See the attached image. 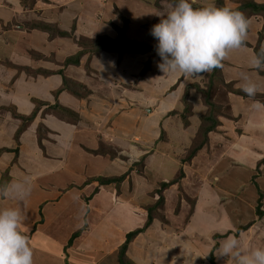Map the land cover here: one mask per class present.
I'll list each match as a JSON object with an SVG mask.
<instances>
[{
	"label": "crops",
	"instance_id": "crops-1",
	"mask_svg": "<svg viewBox=\"0 0 264 264\" xmlns=\"http://www.w3.org/2000/svg\"><path fill=\"white\" fill-rule=\"evenodd\" d=\"M224 1L226 7L236 9L243 0ZM252 1L264 5V0ZM19 2L20 0H0V72L3 73L5 77L9 75V72L4 62L8 61L17 66L20 65L35 70L37 62L30 56V53L32 50H41L43 48L48 51L46 47L49 46L47 45L49 36L46 33L35 30L27 32L23 28H18V30L10 29V25L12 26L11 23L15 20L21 22V25L28 21V19L25 21V14L21 11ZM190 2L200 7L212 4L215 5L214 0H190ZM165 4L168 5L169 8H172V5L168 2H165ZM38 6L40 7L39 3L37 4V7ZM132 8L134 11L140 8L144 10L143 13H139V11L135 13L129 9V17L131 18L135 13L134 16L137 20L139 19L144 23H149L151 26L150 30L165 16V14H160L159 10L149 9L138 0L133 1ZM10 9L12 10L11 13ZM248 20L249 29L245 47L230 52L228 57L222 62L221 71L225 83L233 85L235 90H241L239 87L242 83L240 74H249L254 81L261 85V91H259L257 95H264V71L252 69L249 65L251 57L256 54L255 47L259 42L261 43V49H264V18L261 16H254ZM46 22L53 23L54 21L48 20ZM150 30L137 28L135 24L131 22L128 27L127 36L131 40H147L150 38L151 41L153 37L150 35ZM24 34H26L27 38H30L31 41H26L23 36ZM108 35L112 36L110 34ZM77 48L78 47L73 50L78 51ZM28 51L30 53H28ZM45 53L46 52L43 54ZM106 55L107 54H103L98 59H104ZM143 58H145L143 55L126 56L123 58V63L120 67L108 72L104 67L99 69L95 67L98 72L100 70L102 73L96 72L97 74L94 75H98L96 78L90 77L88 81H84V84L90 91V95L86 99L77 100L66 92L60 94V104L80 114L81 120L77 124L66 123L64 120L58 117L56 118L54 114L45 116L44 119L41 118V115H38L35 122L21 135L20 142L23 146L21 150L26 149V145L30 142L34 144L32 145L33 148H35L34 150H38V156L40 155V157L36 158L37 162L31 163L28 160V152L20 151L19 164L16 166L15 178L13 173L14 170L11 171L12 176L10 175L11 182L22 180L25 177H29L31 181V195L25 201L18 202L17 207L20 208L23 216L20 229L21 232L25 235L31 232L29 243L33 249V259L35 257L37 260V254H39L37 251L43 249L47 251L41 252L46 255L45 259L42 260L43 264H65L64 261L55 262L50 259L52 255H50L48 251L49 249L53 251L60 249L61 251L64 248L63 246H66L68 242L62 241L59 245L53 238L46 242L47 235L42 234L41 231L52 224L57 214L60 215L64 208L72 207L79 202L86 204L82 211L67 213V222H72L71 227L68 224V227H70V234L83 229L81 235L74 241L73 245L68 248L67 264H119L118 250L126 236L125 231L127 232L135 228L134 226L129 227L130 222L133 220L136 225L141 222V218L137 215L136 211V209L141 206L138 203L150 202L153 199L148 197V189L139 185V183H141L139 179L137 180L133 177L135 173L131 175L132 180L128 179L122 184V194L118 201H115L114 198L116 192V186L114 184L104 186L97 193H94L95 184H86V182L95 175H93L94 172L91 173L92 171H88L87 169L89 163L96 158L85 149L98 150L100 142L104 141L109 145L119 148V150L125 153L131 154L135 158V156L141 153V150L136 147V139L138 138L137 124L125 117V114H130L132 112L136 113L138 94H140L136 90L143 89L148 92L151 90L152 94L157 92L166 95L161 99L160 111L168 114L171 113V111L179 110L175 108L176 106L180 104L183 105L180 100L186 93V88L196 84V82H199V84L202 82L200 76L196 78H185L179 73L164 75L157 67L160 62L155 61L146 77L151 84L147 85L143 80L137 83L138 79L136 77L142 72L143 63L145 62ZM37 65L40 66L39 64ZM40 68L44 69L43 65ZM78 68H80V66ZM78 68L71 66L66 68L65 71H67L69 77L72 78L70 72ZM51 69L55 71L58 70L59 67L55 66ZM14 70L16 69L14 68ZM15 79L16 83H14V87L16 91L8 98H10V104L15 106L19 113H24V115L33 111V98L38 100L43 99L44 97L40 96L41 93L42 95L45 93L44 95L47 96L50 92L53 94L55 90L61 88L63 83L60 75L46 77L43 75L28 76L27 73H24L22 76L16 75ZM56 79L58 82H56L55 86L54 80ZM83 80L84 79H82V81ZM1 83L3 84V81H1ZM51 85H53V88ZM201 86L204 87L203 84H201ZM198 94L201 96L202 104L205 107L200 117L207 113L202 95L196 89L192 88L189 93V101L193 105V115L189 120L192 122L193 128L197 131L200 126V121L195 119L197 114L195 99ZM224 97L228 103L230 117H228L227 107L225 115L219 118L221 126L218 128V132L209 135L211 141L209 146L213 143L212 148L228 151V143L224 140L228 138L233 140V134L237 133L249 143L247 145L250 146V149L254 150L247 152V156L251 163L250 166L261 162L264 159L263 157L260 160V157L264 156V110H254L251 107L253 103L252 98L232 92H225ZM67 100H70L72 103H63ZM254 100L259 101L255 98ZM9 102H4L2 110L7 113L6 118L11 117L15 119L11 116L12 113L9 115L10 111L7 107L10 105ZM39 120H42L45 125L47 122L49 127L47 125L46 127L51 130L47 139L49 142L48 147L50 148H46L47 153H43L42 155L40 149H38V139L36 135L33 136L34 133L31 132V129L35 128V123ZM170 120L171 119L168 118L164 120L163 117V119L159 121L160 123L163 122L165 126L167 125V132L169 130L168 127L173 126L174 128V124ZM2 121L3 120H0V123H2ZM18 121L19 120L15 119V124H17ZM193 121L197 122V128L194 127L195 123ZM152 123H154V121H152ZM231 124H233V126H231ZM176 129L177 127L174 128V130ZM4 133L3 124H0V138L4 136ZM169 133L171 135L170 130ZM139 135L141 136L140 133ZM252 135H254V137ZM155 136H157V133ZM218 143L222 146L218 145ZM151 155L152 154L148 155V158ZM100 159L104 161L102 167H100L102 168V176L113 177L121 174V170H119L120 167L117 166L116 168L117 164L115 165L110 160L103 159L102 157H100ZM5 161L6 159L3 160L0 156V166L6 167L8 163ZM193 163L194 161L192 164ZM261 167H264V162L261 164ZM93 170L96 171V169ZM148 170L150 169L148 168ZM87 176L88 178H86ZM262 176L264 178V174ZM235 179H237V177ZM132 181H134V183ZM137 183L139 187L135 185ZM262 184L264 186V183ZM205 194L206 193H203V195ZM206 196L212 197L213 194L210 192L207 193ZM144 199L148 200L145 201ZM8 200L9 199L4 200L0 198L2 208L6 209L9 207ZM200 203V197L197 196L193 221L197 218L199 219V215L203 213L199 212ZM39 212L43 213L44 220L42 222L40 221L41 213ZM153 226H155V224ZM25 229H28V232H26ZM153 230L154 228H151L146 234L139 235L131 244L128 256L135 264H144V262L143 259L137 261L132 251H134L135 247L136 249L138 248L137 244L140 243V239L150 236ZM162 233L164 235L161 236L162 240L158 243L160 247L165 244L167 240V236L165 235H168L164 230H162ZM40 239L42 241H40ZM139 248H141V246Z\"/></svg>",
	"mask_w": 264,
	"mask_h": 264
},
{
	"label": "rangeland",
	"instance_id": "rangeland-1",
	"mask_svg": "<svg viewBox=\"0 0 264 264\" xmlns=\"http://www.w3.org/2000/svg\"><path fill=\"white\" fill-rule=\"evenodd\" d=\"M133 1L134 0H37L36 4L31 10L29 7L24 8L20 0L19 3L21 11L25 14V21L28 19L26 22L35 20H51L54 21L53 24L58 25L60 30L69 32L70 34L73 33V36H70L69 38L63 37L51 41L47 40V45L49 46L46 48H48V51L44 48V50H32V53H36L35 55L38 53L43 57L39 58L38 56L32 55L28 51L30 56L37 62L34 71H41L42 68L40 67L42 65L44 68L43 70L49 71L53 70L51 68H54L55 66L62 68L61 64L63 65V63L69 57L76 55L79 51V48H77L78 51L73 50L74 48L78 47L76 44H74V37L80 39L82 35H85V37L90 36L89 38H95L110 34L113 38H116L118 36V30L116 27L125 30L127 36L128 27L130 26L131 22L135 24L137 28L150 30L151 26L149 23H144L139 19L137 20L134 16L136 12L139 11V13H143L144 10L140 8L139 10L134 11L132 8ZM138 1L144 4V6H147L149 9L159 10L160 14L162 13L166 15L172 9L169 8V6L166 5L164 1L160 0ZM38 3L40 4V7H37ZM129 9L132 12H135L131 18L129 17ZM11 12L12 10L10 9V13ZM14 23L15 26L13 25ZM11 24L12 26L10 25V29L18 30L21 22H17L15 20ZM26 31L30 32L28 30ZM23 36L26 41L30 40V38H27L26 34ZM135 41L143 43L144 45H149L153 48H155L157 43L154 38H152L151 41L150 38L147 40ZM118 51H120L122 54L123 50H121V48H116L115 51L103 52L100 56L93 57L89 64L90 71L87 68L88 56H85L82 59L80 68L76 67L78 69H73V71L70 72L72 79L81 83H85L90 77L96 78L98 75H94L97 73H102L100 70L98 72L96 68L99 69L104 67L107 72L113 71L122 65L124 57L130 55H143V57H145L143 58L145 62L143 63L142 72H140L136 77L138 79L137 83H140V81L143 80L144 83L150 85V81L148 78H146L148 76V71L151 70V67L155 61L160 62V58L156 54V50L149 51L145 54L126 53L123 55H120ZM44 52L46 53L43 54ZM103 54H107L106 58L101 60L98 59ZM50 57H53L55 62L46 59ZM4 64L9 72V75L5 77V75L0 72V120H3L0 124H3L5 132L4 136L0 138V156L3 160L6 159L5 162L8 163L6 167L0 166V183L2 179L3 184H5L6 181L8 183L11 182V178L7 180L5 175L12 176V170H14L13 173L15 178L16 166L19 164L20 151L28 152V160L31 163L37 162L36 158L40 157V155L38 156V150H34L35 148L32 146L34 144L30 142H28L29 144L26 145V149L21 150L23 146L21 145L20 139L16 137V133L23 122L18 121V123L15 124V119L11 117L6 118L7 113L2 110V107H4V102L8 103L10 100L8 97H11L12 93L16 91L14 87V83H16V75L22 76L25 73V71L20 69L22 67L20 65L17 66L8 61L4 62ZM14 68L16 70H14ZM65 69L66 68H64V70ZM65 75L69 77L67 71H65ZM200 77L202 79L200 85H208V78L203 75H200ZM82 79L84 80L82 81ZM1 81H3V84ZM56 82H58L57 79L54 80L55 86ZM51 86L53 88V85ZM57 90H59V88ZM136 91L140 93L138 94L136 113H126L125 117L129 118L131 121H133V123L136 122L137 124L138 138L136 139V147L141 150V153L134 158L131 154L120 150L121 152H119L118 155L119 157H123L124 160L122 158L113 159L112 157L114 156H110L109 154L111 151L109 148L110 145L107 142L102 141L100 142L98 150L85 149L89 154L94 155L97 159L92 160L89 163L87 169L88 171H92L91 173L94 172L93 175H95L94 177L92 176L93 178L106 177L102 176L101 173L102 168L100 167H102L104 161L101 160L100 157L110 160L115 165L117 164L116 168L117 166L120 167L119 170H121V174L119 176H121L128 172L130 165L134 164L135 162H140L142 157L146 156L143 172H133L135 173L133 177H135L137 180L139 179L141 182L139 183L140 186L148 189L147 195L153 200L150 202L138 203L141 206H139L136 211L137 215H139L141 218V222H139L138 225L134 223V220L130 222L129 227L134 226L135 228L127 232L125 231L126 235L130 231L142 228L146 224L148 213L147 207L157 203V198H154L152 193L160 188V184L162 182L174 181L180 175L181 170L184 172V177L179 184L173 183L163 191L165 205L160 211V214L161 216L164 215L167 223L162 224L159 218L154 220L153 225L155 224V226L152 225L144 234H146L151 228H154L153 233L148 237H142V239H140V243L137 244L138 248L136 249L135 247L134 251H132V254L136 260L140 261L143 259L144 264H210L208 261V256L212 252L214 246L219 244V242L228 236L239 239L243 248L246 250L250 247L264 245V202L262 201L261 205H259L258 202L260 191L264 192V186L262 184L264 183V178L262 176L264 174V167H261V164L263 163L262 161H264V159L261 162L250 166L251 163L249 161V157L247 156V152L254 150L250 149V146L247 145L249 143L240 137L239 134L232 133L234 135L232 137L233 140L229 138L227 139L228 141L224 140L228 143V151L212 148V143L210 146L207 145L201 149L197 156L190 162H185L184 159L189 156L194 148L196 138L200 139L198 137V132L201 126L200 116L203 114L205 109L202 104L201 96L198 94L196 95L195 99L197 106V114L195 119L200 121V126L197 131L193 128L192 122H190V120L186 125V122L183 121L181 116L185 109L183 97L186 93L180 100L182 101L183 105L180 104L175 107L179 110L171 111V113L167 114L163 111H160L161 99L166 95L157 92L152 94L151 90H149L150 92L143 89H137ZM44 94L42 95L41 93L40 96H43L44 98L40 99V101L49 103L52 106L60 103V97L57 98L54 95V92L53 94L50 92L48 96ZM63 103L70 104L72 102L67 100ZM9 106H7L10 110L9 115L12 113L11 116L13 117L15 109H12L11 106L13 105L10 104ZM35 106L36 105L33 103L34 108ZM32 112L25 115L29 116ZM42 114L43 110L39 113V115H41V118L44 119L45 116ZM57 117L58 116H56V118ZM163 117L164 120L167 118L171 119L170 121L174 124V128L177 127L176 130H174L173 126L168 127L172 136L170 135L169 130L168 132L166 130L167 125L165 126L163 122H159L163 119ZM228 117H230L229 107ZM39 121L35 123V128L31 129V132L34 133L33 136L36 135L37 139L39 127L41 125H45L42 120L40 122ZM152 121H154V123H152ZM64 122L69 123L68 120ZM194 123V127L197 128V122L195 121ZM46 125L48 126L49 124L46 122ZM231 126H233V124H231ZM48 127L47 129L49 130ZM50 131L51 130L47 132V130L42 129L41 135L44 137L42 141L43 147L38 144V149H40L41 155L43 153H47L46 148H50L48 147L49 142L47 140ZM156 133L157 136H155ZM252 136L254 137V135ZM218 145L222 146L220 143H218ZM93 151H102L101 153H103V155H98ZM150 154L152 155L148 158V155ZM263 157L264 156L260 157V160ZM193 161L194 163L192 164ZM148 168L150 170H148ZM93 169H96V171ZM131 175L130 177L126 178L125 181L128 179L132 180ZM236 177L237 179H235ZM86 178H88V176ZM132 182L134 183V181ZM135 185L139 187L138 183ZM210 192L213 194V196L207 197V193ZM203 193L206 194L203 195ZM197 196L200 197L201 200L199 212L203 213L202 215H199V219L197 218L195 221H193L194 214L192 215L190 210L192 202L189 201L196 200ZM3 199L6 200L5 198ZM144 200L147 201L148 199ZM115 201L118 200L115 198ZM8 204V208L15 206L17 207L18 202L9 199ZM84 205L86 204L78 202L72 207L64 208L60 215L57 214L54 222L47 226L46 229L41 231L42 234L47 235L46 242L50 241L51 238H53L54 241L59 245L62 243V241L68 242L74 233L70 234L69 232L72 222H67V213L80 212L83 210ZM258 208L263 212L262 217H260L258 214ZM2 209L4 208H2V205L0 204V210ZM40 216V221L42 222L44 220L43 213ZM68 224L70 227H68ZM244 227H247L248 229L242 230ZM25 230L28 232V229ZM162 230L166 231L168 235H165L167 236V240L165 241V244H163V246L161 245L160 247V244L158 243L162 240L161 236L164 235ZM27 236L30 240L31 232L28 233ZM137 238H135L129 245L126 253V257L128 259V251L130 246ZM40 241L42 240L40 239ZM125 241L126 236L121 246ZM55 242L53 243L56 244ZM66 244L68 245V243ZM67 245L63 246L64 248L61 251L60 249H56L55 251L49 249L48 253L52 255L50 259L55 262L64 261L65 264H67ZM140 246L141 248H139ZM37 252L39 253L37 254L38 259L36 260L34 257V264H43L42 260L45 259L46 255L41 252L47 251L40 249ZM215 263L233 264L231 260H227V258H219L216 255Z\"/></svg>",
	"mask_w": 264,
	"mask_h": 264
},
{
	"label": "clouds",
	"instance_id": "clouds-1",
	"mask_svg": "<svg viewBox=\"0 0 264 264\" xmlns=\"http://www.w3.org/2000/svg\"><path fill=\"white\" fill-rule=\"evenodd\" d=\"M248 29L249 20L239 10L214 4L194 8L190 0H175L171 11L150 30L157 41V67L164 75L196 78L221 67L230 52L245 47ZM249 65L264 71V49L251 57ZM240 79L239 87L253 99L251 107L264 110V103L254 100L261 85L247 73H241ZM31 191L30 178L25 177L0 185V198L23 202ZM22 220L18 207L0 210V264H34L29 237L20 230ZM215 255L233 264H264V245L246 250L239 239L228 236L219 242Z\"/></svg>",
	"mask_w": 264,
	"mask_h": 264
},
{
	"label": "trees",
	"instance_id": "trees-1",
	"mask_svg": "<svg viewBox=\"0 0 264 264\" xmlns=\"http://www.w3.org/2000/svg\"><path fill=\"white\" fill-rule=\"evenodd\" d=\"M164 1L168 2L171 5H173L175 2V0H164ZM36 2L37 0H21L22 6L24 8L29 7L31 10L33 9ZM192 5L194 8L202 7V6L200 7L198 5H195L193 3ZM215 6L216 7H226V4L224 0H215ZM235 10H239L240 12H242L246 16L247 19H250L254 16H261L264 18V5L258 4L252 0L241 1L239 3V7L236 8ZM13 25L15 26V23ZM18 28L20 29L23 28L28 31L38 30L42 33H46L48 34L50 41L55 40L57 38H63V37L69 38L70 36L71 37L73 36L72 35L73 33L70 34L69 32L62 31L60 30V28H58V25L49 23L46 21H36L35 20V21L25 22L22 25H20V27ZM116 28L118 30V36L116 38H113L112 36H109V35L98 36L95 38L81 36L80 39H77L76 37H74V42L80 50L77 52L76 55L69 57L63 63V65L61 64L62 68H59L58 70L49 71V70L42 69L41 71H34V69L29 68V67H21L20 69L23 71L25 70V73H27L28 76L43 75V76L49 77L51 75H60L62 77L63 83H62L61 88L54 92V95L57 98L59 97L61 93L66 92L77 100L86 99L90 95L89 88L84 83L78 82L72 78L67 77L65 75L64 68H68L71 66L79 67L81 65L82 59L85 56H88L87 68L90 71L89 64L93 57H98L103 52L115 51L116 48H121V50H123L122 54L120 51H118L120 55H123L126 53L145 54V53H148L149 51L155 50V48L149 45H144L143 43L129 39L126 36L125 30H123L122 28H118V27ZM260 51H261V43L259 42L258 45L255 47V52L259 53ZM31 54L35 55L36 53L34 54L31 52ZM35 56H38L39 58L43 57L42 55L38 53ZM46 59L49 61L55 62L53 57L46 58ZM221 67L215 68L210 72L202 74L203 76H206L208 78V85L206 86L204 85V87H202L198 83L193 84L192 86L187 88V92L185 96L183 97L185 109L181 116L183 118V121L186 122V125L189 123V119L193 115L192 113L193 106H192V103L189 101V93L192 88L196 89L202 95L203 103L207 108V113L201 117V126L198 132L199 133L198 137L200 139L196 138V141L194 143V148L189 154V156L186 159H184L185 162H190L193 158L197 156L198 152L201 149L209 145L210 143L209 135L211 133L218 132V128L221 126V122L219 118L222 115L223 116L225 115V112L227 111V107H228V103L226 102L225 97H224L225 92H228V93L232 92V93L247 97L243 91L235 90L233 88V85L231 84L228 85L225 83V80L222 75ZM255 99L261 101V103H264V95H256ZM33 103L36 106L33 112L29 116L19 113L15 106H11L12 109L13 108L15 109L13 113V117L23 122L16 133V137L19 139L21 135L24 132H26L27 129L35 122L36 118L38 117L39 113L42 110H43V114H42L43 116H46L48 114H51V115L54 114L58 116L61 120H64V121L68 120V122L71 124H77L81 120L80 114L77 111L69 107H66L60 103H57L54 106H52L49 103H45L38 99H33ZM42 129L47 130V132H49V130L47 129L45 125H41L39 127L38 140H39V144L41 145V147H43L42 141L44 139V137L41 135ZM109 148L111 149L109 154L110 156H114L112 157L113 159L122 158L124 160L123 157H119L118 155L119 152H121L120 150H118L119 148H116L113 145H110ZM93 152L94 153L96 152L98 155H103V153H101L102 151L100 152L93 151ZM145 158L146 156L142 157V160L140 162H135L134 164L130 165L128 172L121 176L96 177V178L90 179L88 182H86V184H90V183L95 184L96 187H95L94 193H97L104 186L114 184L116 186L115 198L116 200H118L119 197L121 196L122 184L124 183L125 179L130 177V175L133 172H138V173L143 172ZM5 176L7 177V180L10 178V176L8 175H5ZM183 177H184V172L183 170H181L180 175L176 178V180L171 181V182H162L160 184V188L156 190L154 193H152V196L154 198H157V203L155 205L147 207L148 213H147L146 224L142 228H138L137 230L130 231L126 235V241L119 249V254H118L119 264H135L133 261H131L130 259L126 257V253L129 248V245L139 235L144 234L147 231V229L153 225L155 219L159 218L162 224L167 223L164 215L161 216L160 214V211L163 209V206L165 205L163 191L167 189L173 183L179 184ZM7 183L8 182L6 181L5 184ZM0 185H4L2 182V179H1ZM263 198H264V194L262 191H260L259 201H258L259 205H261ZM189 202H192L190 210H191V214L193 215L195 211L196 200L194 201L191 200ZM258 214L260 217L263 216V212L260 211L259 208H258ZM247 229H248L247 227H244V229L242 230H247ZM82 231L83 229L75 232L72 235V237L68 241V245L66 249H68L69 247L73 245L74 241L81 235ZM218 246L219 244H216L212 252L208 256V261L210 262V264H216L214 252Z\"/></svg>",
	"mask_w": 264,
	"mask_h": 264
}]
</instances>
